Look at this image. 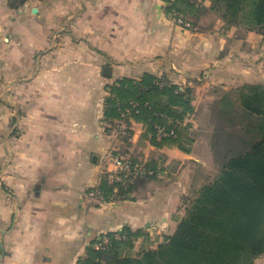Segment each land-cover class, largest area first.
Instances as JSON below:
<instances>
[{
  "label": "crops",
  "instance_id": "crops-1",
  "mask_svg": "<svg viewBox=\"0 0 264 264\" xmlns=\"http://www.w3.org/2000/svg\"><path fill=\"white\" fill-rule=\"evenodd\" d=\"M202 1L204 20L192 31L176 24V0H26L16 8L0 0V264H86L90 245L110 232L170 224L179 196L157 186L158 176L143 183L159 188L146 199L131 201L128 186L112 201L89 194L100 196L104 172L114 169L105 103L119 80L149 74L162 86L191 87L194 105L196 82L204 97L216 86L264 85V36ZM129 118L124 155L155 172L160 158L184 162L187 186L199 160Z\"/></svg>",
  "mask_w": 264,
  "mask_h": 264
},
{
  "label": "trees",
  "instance_id": "trees-1",
  "mask_svg": "<svg viewBox=\"0 0 264 264\" xmlns=\"http://www.w3.org/2000/svg\"><path fill=\"white\" fill-rule=\"evenodd\" d=\"M25 1L10 0V7ZM176 1L186 5L179 8L176 3L180 14L192 16L195 4ZM210 1L211 10L227 23L243 25L264 36V0ZM162 81L149 74L141 82L119 80L106 98V120L113 124L136 103L131 117L143 120L154 133L155 124H159L181 135L179 109L190 106L191 88L162 86ZM238 93V106H224L221 112L240 115L244 135L232 141L235 148L220 153L223 162L218 175L198 192L174 235L155 249L147 247L138 256H130L125 250L135 247L134 237L139 236L126 227L121 232L127 234V240H113L101 250L90 245L86 264H252L264 255V85H244ZM179 137L166 141L178 143ZM100 188L107 197L116 189L106 183Z\"/></svg>",
  "mask_w": 264,
  "mask_h": 264
},
{
  "label": "rangeland",
  "instance_id": "rangeland-1",
  "mask_svg": "<svg viewBox=\"0 0 264 264\" xmlns=\"http://www.w3.org/2000/svg\"><path fill=\"white\" fill-rule=\"evenodd\" d=\"M203 8V3L196 4V6L190 10L192 16L186 17L182 15L185 19L191 22L193 26V29H191L192 31L195 30L199 22H202L201 19L204 20V18H201L204 17L203 15L206 13ZM206 17L207 19L205 20L209 22L211 16L208 15ZM201 78L203 79L204 76H201ZM205 80L206 78H204L203 82ZM196 83V88H198V93L195 91L197 98H195L196 105H194V90L191 87L183 88V90L186 88H191V104L187 108L179 109V111H181L179 115H181L183 118L180 124L181 135H179V137L177 134H175V136L180 138L178 140V146H181L183 151L190 153V155H192L194 158H197L199 162H197V165L192 167L193 170L190 175H188L190 177L189 184L183 188H180V186H183L184 176H182L180 172L183 167H186L184 162L180 163L178 161H171L169 165H167L166 160H164L166 157H164L160 158V163L154 165L156 166L155 168L157 169V172L153 170L154 175H152V178L158 176L156 177L157 179L155 178L156 180H159V182H157V186L164 188L166 187L168 190L172 189L173 195L176 196V194H178L179 197L178 200H176L174 203L172 202L170 205L171 208L168 213H172V219L174 220L171 219L170 224H167L166 227H163L160 223H152L143 226L144 228H142V226L136 227L135 229L130 228L135 234H138L139 236L134 237L133 241V246H136V250L160 246V244L165 243L168 238L174 235L179 224L185 218H187L189 209L191 208L192 202L196 198L198 192L206 184L215 180L216 176L218 175L220 170L219 167L223 162V156L220 153H225L227 149H230L234 146V144L232 145V141H237L240 136L244 135L240 123L241 116L236 112H230L229 114H224L221 112L223 111L222 108L224 106L226 107L230 105L229 109H233L238 106V90L244 85L235 88H233V86L225 85L228 86V89L226 87L224 89L223 86H216V88H210V90H208L206 93L207 95L204 97L203 93L206 91L204 84L199 85L198 82ZM109 126L110 127L108 128H111L113 131L112 134L116 138V150L119 152L118 153L116 151L115 153H112L110 160L115 155H122V157L128 158L131 161L145 162L139 155L125 156L123 150H126V142H128L129 138L127 139V137L124 136L126 134L124 127H121V125L119 127L116 122ZM126 126L128 127V135H131V130L127 123ZM150 131L151 134H153V136L160 142H164L166 139L175 138V136H173L161 139L152 130ZM233 148H235V146ZM103 176L105 178V174H103ZM150 177L151 176H144L137 179L132 184L124 185L130 187V191H128V198L131 201L134 202L137 200L146 199L151 195V192L154 193L159 189L155 188V183L151 185H155V187H151V189L147 190L143 188V183L146 182V179H152ZM177 184H179V187H175ZM115 187L117 188L120 186ZM146 190L149 192H146ZM89 197L95 199H99V197L102 199H111L113 196H109L108 198L105 196V193L101 191L100 196H91V194H89ZM120 198H122V196H120ZM110 201H112V199ZM160 231L164 233L163 236L162 234L158 233ZM258 258L261 259L262 264H264V255H261Z\"/></svg>",
  "mask_w": 264,
  "mask_h": 264
},
{
  "label": "built area",
  "instance_id": "built-area-1",
  "mask_svg": "<svg viewBox=\"0 0 264 264\" xmlns=\"http://www.w3.org/2000/svg\"><path fill=\"white\" fill-rule=\"evenodd\" d=\"M188 3L191 4H200L203 3L202 0H185ZM173 18L176 22V24L186 30L193 29V26L190 21L185 19L182 14L179 12H176L173 14ZM132 108L125 110L121 118L117 121V125L120 127H124L125 134L124 136L130 138L131 135H128V127L126 126V120L130 117V114H132L133 110L137 109L138 105L136 103L131 104ZM138 112V110H136ZM124 125V126H123ZM155 131L159 138H168L175 136L176 132L174 129L167 130L165 127L155 124ZM111 161L114 164V169H108L104 172L105 174V180L108 185L110 186H124L134 183L137 179L144 177V176H152L154 175V171L152 168H150L146 162H137V161H131L128 158H124L119 155H115L111 158ZM98 193L97 189H94L91 191V196H95ZM128 236L127 234L120 231H114L112 236H109L108 234L101 238L100 240L94 242L92 244L93 248L97 250L106 249L113 240L117 241H123L127 240Z\"/></svg>",
  "mask_w": 264,
  "mask_h": 264
},
{
  "label": "water",
  "instance_id": "water-1",
  "mask_svg": "<svg viewBox=\"0 0 264 264\" xmlns=\"http://www.w3.org/2000/svg\"><path fill=\"white\" fill-rule=\"evenodd\" d=\"M37 11V9H35V12ZM110 70V68L109 67H107L106 68V71L108 72Z\"/></svg>",
  "mask_w": 264,
  "mask_h": 264
}]
</instances>
